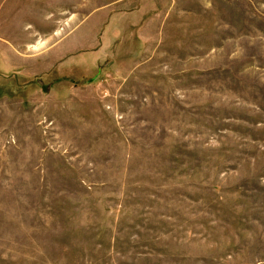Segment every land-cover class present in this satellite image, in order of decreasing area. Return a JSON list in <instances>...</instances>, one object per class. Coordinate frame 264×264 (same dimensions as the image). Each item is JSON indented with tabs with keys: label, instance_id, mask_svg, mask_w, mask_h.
Wrapping results in <instances>:
<instances>
[{
	"label": "rangeland",
	"instance_id": "1",
	"mask_svg": "<svg viewBox=\"0 0 264 264\" xmlns=\"http://www.w3.org/2000/svg\"><path fill=\"white\" fill-rule=\"evenodd\" d=\"M0 264H264V0H0Z\"/></svg>",
	"mask_w": 264,
	"mask_h": 264
}]
</instances>
